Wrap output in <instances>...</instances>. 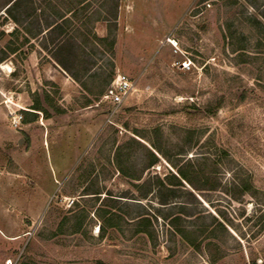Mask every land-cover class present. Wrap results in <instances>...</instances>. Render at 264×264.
<instances>
[{"label": "rangeland", "instance_id": "1", "mask_svg": "<svg viewBox=\"0 0 264 264\" xmlns=\"http://www.w3.org/2000/svg\"><path fill=\"white\" fill-rule=\"evenodd\" d=\"M9 1L0 264H264V0Z\"/></svg>", "mask_w": 264, "mask_h": 264}, {"label": "built area", "instance_id": "2", "mask_svg": "<svg viewBox=\"0 0 264 264\" xmlns=\"http://www.w3.org/2000/svg\"><path fill=\"white\" fill-rule=\"evenodd\" d=\"M133 83L131 79L122 73H118L116 77H114L112 83L106 90V93L103 96V99L107 100L113 105H120L123 103L125 98L132 91ZM22 115H16L13 118V122L15 126H18L22 120Z\"/></svg>", "mask_w": 264, "mask_h": 264}, {"label": "trees", "instance_id": "3", "mask_svg": "<svg viewBox=\"0 0 264 264\" xmlns=\"http://www.w3.org/2000/svg\"><path fill=\"white\" fill-rule=\"evenodd\" d=\"M23 0H10L7 4H6V10H8L9 12L11 11V9H12V6L13 5H19L20 4V2H22ZM118 7H119V5H118V3H116V10L118 11ZM115 19V21H117V17H115L114 18ZM53 26V21H47V29H49V28H51ZM53 29V28H52ZM51 31V29L49 30V32ZM61 35H59L58 37H60ZM58 37H57V39H58ZM54 40V39H53ZM67 54V53H66ZM54 57L57 59V61L59 62V64L61 65V66H63L65 69L67 68V61L69 60V58L68 57H64V58H62V57H59L57 54H55L54 55ZM67 70V69H66ZM34 109H36V108H34ZM153 154V157H154V159L155 160H157L158 158H157V156L154 154V153H152ZM153 163H154V161L152 162V163H150V165H153ZM122 172H125V170L122 168V166H121V169H120ZM178 174H179V176L182 178V179H185V180H187V181H191V179H190V177H189V174L186 172V170H184L183 168H179L178 169ZM175 176V175H174ZM176 178H177V176H175ZM160 190H162V188H165V189H167L168 190V187L165 185V183L162 181L161 182V185L158 187ZM162 204H168V202H167V200H162ZM253 264H256L255 263V261H254V263Z\"/></svg>", "mask_w": 264, "mask_h": 264}, {"label": "crops", "instance_id": "4", "mask_svg": "<svg viewBox=\"0 0 264 264\" xmlns=\"http://www.w3.org/2000/svg\"><path fill=\"white\" fill-rule=\"evenodd\" d=\"M49 32V30H47L46 31V33L45 34H47ZM57 38V37H56ZM56 66L57 67H59L60 69H61V71L63 72V73H65V74H67V76L69 77V78H71V76H70V74L72 73V72H70L71 70L69 69V67L67 66V70L65 69V68H63V66H59L57 63H56ZM68 71V72H67ZM70 72V73H69ZM58 78L60 79V85L62 86V89L64 90V89H67V88H69V86H73L72 85V83L70 82V80H68V78H66L61 72H60V75L58 76ZM72 81L73 82H75L76 84H77V82L75 81V80H73V78H72ZM68 86V87H67ZM74 151H75V149H74ZM78 153V150H77V152H76V154ZM35 183V182H34ZM20 234H12L11 236H10V238H14V237H18Z\"/></svg>", "mask_w": 264, "mask_h": 264}, {"label": "bare ground", "instance_id": "5", "mask_svg": "<svg viewBox=\"0 0 264 264\" xmlns=\"http://www.w3.org/2000/svg\"><path fill=\"white\" fill-rule=\"evenodd\" d=\"M168 42H169L170 44H172L173 46H176V44H177V41L174 40V39H172V38H168Z\"/></svg>", "mask_w": 264, "mask_h": 264}]
</instances>
